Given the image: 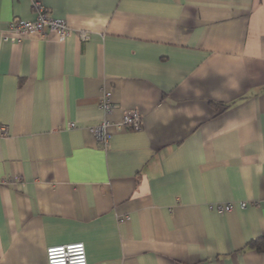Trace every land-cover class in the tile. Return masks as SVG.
Segmentation results:
<instances>
[{
    "label": "crops",
    "instance_id": "0c3cea01",
    "mask_svg": "<svg viewBox=\"0 0 264 264\" xmlns=\"http://www.w3.org/2000/svg\"><path fill=\"white\" fill-rule=\"evenodd\" d=\"M36 1L75 33L3 41ZM133 109L142 129L100 146ZM257 240L264 0H0V264L74 243L88 264H264Z\"/></svg>",
    "mask_w": 264,
    "mask_h": 264
},
{
    "label": "built area",
    "instance_id": "2783aa9c",
    "mask_svg": "<svg viewBox=\"0 0 264 264\" xmlns=\"http://www.w3.org/2000/svg\"><path fill=\"white\" fill-rule=\"evenodd\" d=\"M35 17L32 20H14L9 24L8 34L3 37V41H21L32 36L46 37L48 34H56L61 41L74 34L65 18L55 17L38 1L34 3ZM79 38L86 42L89 40V33L81 30L76 33ZM99 107L109 116L113 110L112 93L105 91ZM71 127L74 124L70 125ZM142 116L137 110L127 111L120 122H113L105 119L101 124L93 127L91 132L100 146H106L114 132L128 130L140 131L142 129ZM245 210L247 203H224L216 204L218 213L223 214L233 210L235 207ZM46 264H88L86 248L83 243H74L47 248Z\"/></svg>",
    "mask_w": 264,
    "mask_h": 264
},
{
    "label": "trees",
    "instance_id": "16d2710c",
    "mask_svg": "<svg viewBox=\"0 0 264 264\" xmlns=\"http://www.w3.org/2000/svg\"><path fill=\"white\" fill-rule=\"evenodd\" d=\"M250 246L253 248H256L258 251H264V247H262V244L260 243V241H252L250 243Z\"/></svg>",
    "mask_w": 264,
    "mask_h": 264
}]
</instances>
